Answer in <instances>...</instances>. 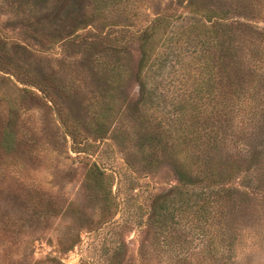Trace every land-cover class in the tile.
Listing matches in <instances>:
<instances>
[{
  "label": "rangeland",
  "instance_id": "1",
  "mask_svg": "<svg viewBox=\"0 0 264 264\" xmlns=\"http://www.w3.org/2000/svg\"><path fill=\"white\" fill-rule=\"evenodd\" d=\"M191 1L0 0V264H219L234 211L247 231L225 256L264 264V164L208 150L214 175L234 164L227 186L248 194L199 213L182 192L159 210L168 219L153 216L179 186L173 162L187 148L176 144L200 133L208 148L219 133L218 92L202 85L211 25L192 12L264 30V0ZM147 29L154 51L140 72Z\"/></svg>",
  "mask_w": 264,
  "mask_h": 264
},
{
  "label": "trees",
  "instance_id": "2",
  "mask_svg": "<svg viewBox=\"0 0 264 264\" xmlns=\"http://www.w3.org/2000/svg\"><path fill=\"white\" fill-rule=\"evenodd\" d=\"M121 1L123 0H97L99 4H102L99 5L100 8ZM184 1L178 0V4ZM192 3L193 0L190 4ZM192 13H196L203 22L211 25V29L207 28L206 33L213 36H210L206 44L209 53L213 48L216 50L215 67H211V55L204 56L208 79L202 85L207 86V92H211L212 87L215 88V92H218L217 105L219 108L216 123L219 133L216 132V137L213 138H210L209 134L205 137L207 141H213V145L209 142L205 143L208 148L204 144L201 147L200 133L193 134L191 139L182 144H176L178 147L183 145L187 148L185 159L183 161L174 159L175 162H173L176 181L183 190L178 189L179 186L170 188L174 191L173 197L171 199L164 198L154 205L153 216L158 222L160 218L163 220L169 218L167 214H161L159 210H163L167 202L182 192L186 195L185 203L188 202L190 207L198 206L201 208L199 213L207 211L213 203L220 204L218 202L220 199L233 204L237 198H240L241 194H248L250 190H240L236 187L227 186L229 181L233 179L229 172H232L234 164H232L231 170L220 173V175L217 174V176L214 175L212 170L215 171L216 164L213 158L207 154L208 150H214L215 153H225L227 162L234 161L237 163L246 160V162H251L258 167L264 164V30H252L251 27L248 28L247 24L230 21L227 15L223 13L215 14L213 18L205 16L206 14L199 10ZM163 22L164 19L162 18L155 21L156 24ZM242 28L244 29L242 30ZM152 31L153 29H147L138 40L140 72L146 67L153 55ZM247 35H250V40L241 39ZM213 68H216V72L214 74L215 83L212 84L213 75L211 72ZM252 134H256L257 138L260 139L253 145L250 144V135ZM216 157L220 159V156ZM221 161L223 162V157L219 163ZM238 186L243 187L241 184ZM206 217L205 213H202L196 219L202 221L205 227L208 221ZM241 219L240 211H234L233 214L227 215L223 225L230 227L232 229H229L230 234L236 238L226 244L225 232L222 230V238L217 248V251L221 253L219 255L220 260H215L219 264H231V256L230 258L226 257L225 252L231 254L233 249L239 247L240 238L246 236L244 232L247 230L241 226ZM204 227L199 228L196 225V236L200 240L207 236V233L203 231ZM204 262L196 256L178 255L172 259V264H204ZM233 264L238 263L233 262Z\"/></svg>",
  "mask_w": 264,
  "mask_h": 264
}]
</instances>
